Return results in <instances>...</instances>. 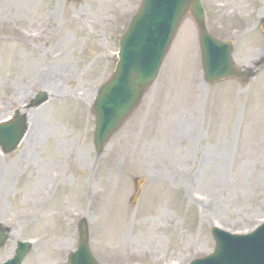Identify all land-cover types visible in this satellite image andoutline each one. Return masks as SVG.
I'll use <instances>...</instances> for the list:
<instances>
[{
    "label": "rangeland",
    "instance_id": "1",
    "mask_svg": "<svg viewBox=\"0 0 264 264\" xmlns=\"http://www.w3.org/2000/svg\"><path fill=\"white\" fill-rule=\"evenodd\" d=\"M141 1L0 0V121L39 90L48 95L18 149H0V223L11 229L0 259L34 239L24 264H67L84 218L104 264H189L214 249L213 226L247 232L263 220L264 0H202L208 29L233 41L250 81L205 82L188 14L157 80L95 150L92 105Z\"/></svg>",
    "mask_w": 264,
    "mask_h": 264
},
{
    "label": "water",
    "instance_id": "2",
    "mask_svg": "<svg viewBox=\"0 0 264 264\" xmlns=\"http://www.w3.org/2000/svg\"><path fill=\"white\" fill-rule=\"evenodd\" d=\"M191 9L200 26L204 68L210 82L223 77L237 76L238 70L231 58L230 42H219L207 32L200 0H144L140 14L121 40L120 59L115 76L105 84L96 99V147L101 150L134 109L146 87L156 78L162 58L184 14ZM264 29V21H263ZM45 100L40 95L37 103ZM26 129L25 115L0 124V144L6 152L14 150ZM218 246L209 258L197 264H264V224L248 235H233L216 229ZM6 235L0 230V243ZM28 251L22 245L19 255L9 264H21ZM69 264H98L88 246V232L81 227L78 250Z\"/></svg>",
    "mask_w": 264,
    "mask_h": 264
},
{
    "label": "bare ground",
    "instance_id": "3",
    "mask_svg": "<svg viewBox=\"0 0 264 264\" xmlns=\"http://www.w3.org/2000/svg\"><path fill=\"white\" fill-rule=\"evenodd\" d=\"M41 129V128H40ZM87 187H88V189L90 190V187H91V185H90V182H88L87 183ZM94 190V189H93ZM94 191H96V190H94ZM125 257H128V255H127V253L125 252V250H119V252H118V258L119 259H123V258H125ZM135 258V257H134ZM133 258V259H134Z\"/></svg>",
    "mask_w": 264,
    "mask_h": 264
}]
</instances>
